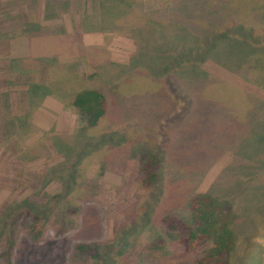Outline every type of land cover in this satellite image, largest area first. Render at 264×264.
Instances as JSON below:
<instances>
[{
	"label": "rangeland",
	"instance_id": "obj_1",
	"mask_svg": "<svg viewBox=\"0 0 264 264\" xmlns=\"http://www.w3.org/2000/svg\"><path fill=\"white\" fill-rule=\"evenodd\" d=\"M88 3L0 0V264H195L215 248L213 264H264V0H139L131 27L169 24L140 46L88 32L113 21ZM167 35L192 55L154 57ZM80 89L107 97L97 127L70 105ZM26 107L34 129L13 134ZM206 194L235 215L222 247L195 220Z\"/></svg>",
	"mask_w": 264,
	"mask_h": 264
},
{
	"label": "trees",
	"instance_id": "obj_2",
	"mask_svg": "<svg viewBox=\"0 0 264 264\" xmlns=\"http://www.w3.org/2000/svg\"><path fill=\"white\" fill-rule=\"evenodd\" d=\"M138 1L139 0H89V3L86 5H89L88 9H90L91 12H93L94 10H102L100 11L101 13L105 12L113 16L114 22L112 20L109 22L107 21L101 22L100 24L101 26L98 28L91 25L89 29L90 31L88 32L90 33L112 32V33L121 34L122 30H125V31H128V33L123 34V35H127L135 40L138 39L139 46L141 45L142 41H146L147 44H149L148 41L152 37L157 35L159 32H161L160 34L162 35L164 31H167L166 29L168 28L169 24L164 25L159 22L156 23L155 20L146 19L142 24L138 25L137 27L135 28L131 27V24L129 22V20L131 19V16H137L138 18L140 15V12L138 13L137 11V9L140 8V6L136 5L138 4L137 3ZM115 22L123 23V25L126 28L122 26H113ZM152 24H154L156 27L153 28L154 26H151ZM131 28H134L132 32H131ZM156 28L158 29L156 30ZM180 28H183V27H180ZM137 32H138V35L135 36ZM144 33H145V36H143ZM162 38L164 39L161 43V45H163L162 49L166 52L159 51L158 54L153 55L156 58L161 57L162 62L166 59L163 56L165 55L167 56L168 48L169 50L180 51V53L178 54L180 56H178V58L184 57V56L190 57L192 55V53H190V49H187L186 47H184V43H185L184 37L182 36L179 37L178 35L174 37L173 36L169 37L168 39V35H167V37H162ZM179 43H182L183 48H180V46H178ZM184 48H186L185 52L183 51ZM147 55H150V54H147ZM150 59L151 58H148V60ZM15 63L17 64L13 65V69L15 72L19 73V70H18L19 62H15ZM63 67L66 68V70H69V69L71 70V66L70 67L63 66ZM163 69L164 70H162V72L165 73L164 71H166L168 67L164 66ZM21 72L22 74H27V76L29 77L34 75L33 73L25 72L24 69H22ZM169 72H170V68H169ZM20 75H18V77ZM45 85L51 87L52 89L65 88L68 91L70 90L73 92L77 90L76 87H70L71 84L70 85L64 84L63 82L62 83L45 82ZM45 85L43 84L32 85L30 86V89L27 91L26 95L28 96V102L26 105H28V107H30L31 110L34 109L35 107H38L40 103L43 102L44 98H46L45 91H47V88ZM70 105L72 108H74L80 113V116L82 117L81 120L86 121L91 127H97L98 124L104 119V117L107 114L108 100L105 94L102 93L101 91H98L95 89H80L77 93H75ZM26 111H28L27 107H26ZM28 112L29 113H24L26 115L25 117L17 119L18 124H20L21 126H16L15 121H12L9 123V126L11 127L13 134H15L17 130H19L21 133H24V132L30 133L34 129L32 125V120H31L33 112L31 111H28ZM38 147H39V144L35 148H29L28 153L29 154L40 153V149ZM58 150L59 152H61L60 148ZM158 163H159V158L156 157L155 155L147 156L142 160L141 171L144 174L143 183L145 185H151L156 182L157 174L155 173V170L158 166ZM209 196L210 195L206 194L203 196H199L197 199L194 200L192 205H193V212L195 214V220L197 222L199 229H203V234H209L208 236H204V237L213 238L215 240V246L222 247L223 246L222 240H221L222 237L219 236V232L221 231V229L230 231V225H231V222L235 220V215L233 214L232 211H229L227 209V206H226L227 204L225 203L222 204L215 199H213V201H210L208 199L207 201L206 198H209ZM225 209L226 211H228L227 214H225ZM69 211H71L70 208H69ZM26 213L28 214L27 211ZM226 240L228 241V245L227 244L226 245L230 249L229 244H231L233 241L232 234L229 237H227ZM78 249H80V247ZM215 249L217 252H214V251L207 252L195 264H213L214 260L217 259L219 256L223 257V254H221L222 252H219L217 248ZM225 263L226 261L223 262V264Z\"/></svg>",
	"mask_w": 264,
	"mask_h": 264
}]
</instances>
